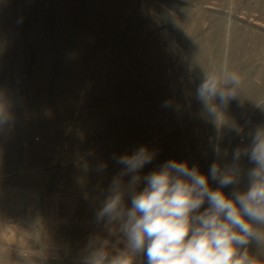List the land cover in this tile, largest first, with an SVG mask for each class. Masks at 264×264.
<instances>
[{"label":"rangeland","instance_id":"rangeland-1","mask_svg":"<svg viewBox=\"0 0 264 264\" xmlns=\"http://www.w3.org/2000/svg\"><path fill=\"white\" fill-rule=\"evenodd\" d=\"M226 75L236 95L201 97ZM258 128L264 0H0V264L123 249L97 220L121 170L114 154L147 146L143 177L170 159L207 174L240 149L239 182L223 191H246Z\"/></svg>","mask_w":264,"mask_h":264},{"label":"clouds","instance_id":"clouds-1","mask_svg":"<svg viewBox=\"0 0 264 264\" xmlns=\"http://www.w3.org/2000/svg\"><path fill=\"white\" fill-rule=\"evenodd\" d=\"M238 84L235 76L226 75L219 87L205 84L199 93H218L223 104L236 95ZM244 154L254 165L247 173L249 187H233L231 195L223 189L239 182L240 149L233 151L232 164L223 167L217 153L207 174L187 161L170 159L143 177L142 169L155 155L147 146L114 154L121 170L108 186L97 220L105 222L109 235L122 236L125 247L111 255L108 242L102 241L86 264H136L139 256L146 257V264H264V128L256 130L253 147ZM124 176H130L127 184ZM209 177L219 187L212 188ZM141 179L145 186L137 191ZM205 201L208 207L200 211ZM252 243L259 255L249 252Z\"/></svg>","mask_w":264,"mask_h":264}]
</instances>
